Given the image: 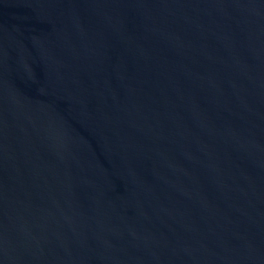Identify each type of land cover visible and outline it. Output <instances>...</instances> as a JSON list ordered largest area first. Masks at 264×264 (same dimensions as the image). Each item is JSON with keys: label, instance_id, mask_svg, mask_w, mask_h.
<instances>
[{"label": "water", "instance_id": "obj_1", "mask_svg": "<svg viewBox=\"0 0 264 264\" xmlns=\"http://www.w3.org/2000/svg\"><path fill=\"white\" fill-rule=\"evenodd\" d=\"M0 264H264V0H0Z\"/></svg>", "mask_w": 264, "mask_h": 264}]
</instances>
